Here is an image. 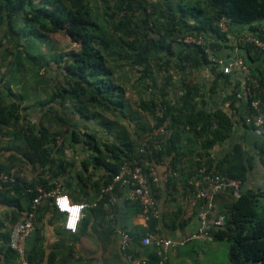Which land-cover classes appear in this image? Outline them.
Returning a JSON list of instances; mask_svg holds the SVG:
<instances>
[{
    "label": "trees",
    "instance_id": "16d2710c",
    "mask_svg": "<svg viewBox=\"0 0 264 264\" xmlns=\"http://www.w3.org/2000/svg\"><path fill=\"white\" fill-rule=\"evenodd\" d=\"M58 1L0 0V142L8 137L7 160L17 158L32 172L42 171L31 181H22L16 175L18 182L0 187V204L14 208L12 212L16 213L12 224L30 208L35 194L27 189L39 185L51 191L56 183L72 202L91 203L118 173L121 164L138 156L137 139L107 115L132 124L138 133L136 137L168 121L171 137L156 154L160 160H167L176 168L177 155L185 154L179 153L178 146L187 135L194 146L200 144L203 149L195 162L196 169L204 163L212 173L239 180L241 185L245 183L250 165L238 146L224 168H214L207 152L231 136L235 123L223 111L209 110L196 84L178 85L181 94L172 99L169 80L173 68L185 72L209 68L214 75L212 90L218 80L227 81L229 73L212 66L204 49L222 59L219 52L229 48L230 29L225 33L217 26L221 18L229 19L231 26H248L249 34L264 40V0H62L64 10L83 11L89 21L78 50L51 53V40L33 19L39 11L57 6ZM187 36L202 37L205 45L182 43ZM238 48L253 62L256 61L253 56L258 59L264 52L253 45ZM253 62L247 64L249 82L253 99L260 101L264 117V68L258 70L262 65ZM124 63L137 70L139 80L151 83L146 84L147 88L158 93L156 99L141 98L136 104L138 114L145 113L153 120L151 127L129 113L125 91L115 82L114 68L108 65L116 67ZM24 92L39 109L54 104L50 108L56 109L54 114H58V108L76 115L85 123L83 131L68 128L64 136L44 123L45 115L41 120L33 119L32 104L25 105ZM46 96H50L49 100L43 101L41 98ZM247 111L253 114L248 106ZM56 121L64 119L58 117L53 122ZM90 122H96L95 126L106 137L89 129ZM242 124L256 131L245 117ZM16 141L21 147L15 145ZM67 144L70 147L65 149ZM75 145L80 147V158L71 161L68 158ZM0 172L8 170L0 168ZM90 188L93 198L87 194ZM102 207L98 203L85 211L77 234L88 230L93 211L105 216ZM45 212L55 213L44 205L38 209V218ZM151 222L152 231L154 222ZM211 235L215 242H227L228 264H264V192L241 189L240 196L234 197L228 207L223 226L213 228ZM2 238L8 244L9 234ZM7 253L16 257L9 248ZM27 258L29 264L43 263L42 256L36 259L27 255ZM148 264H157L155 254L149 255Z\"/></svg>",
    "mask_w": 264,
    "mask_h": 264
},
{
    "label": "crops",
    "instance_id": "0c3cea01",
    "mask_svg": "<svg viewBox=\"0 0 264 264\" xmlns=\"http://www.w3.org/2000/svg\"><path fill=\"white\" fill-rule=\"evenodd\" d=\"M248 26L234 25L229 32V48L219 52L222 59L243 58L245 64L253 62L247 57V53L232 43V37L248 33ZM253 62L259 66L258 70L264 68V52ZM250 61V62H249ZM253 67V66H252ZM248 68V66H247ZM249 74L250 69L248 68ZM198 73H204L200 82V89L204 95L209 110L223 111L235 124L231 131V136L221 145L214 146L209 153L213 167L224 168L228 165V160L233 149L238 146L242 157L249 160L247 178L241 186L242 190L252 193L264 192V144L263 137L257 132L245 127L242 120L247 114V105L244 101L237 100L235 93L240 90L243 75L237 69H233L229 79L218 80L212 90V80L214 75L209 68L201 69ZM237 85V86H236ZM235 91V92H234ZM178 146L179 153L175 159L176 169L179 176L171 180L168 186L159 185L154 188L156 199L157 218L151 227L159 237L170 239L175 242L183 241L198 231L199 219L198 210L201 202L196 200L194 205L190 204L194 200L193 189L187 185L188 178L196 170L199 154L202 153L201 145H193L190 136H185ZM1 141V139H0ZM0 142V168L4 171L12 172L16 168L10 167L7 162V153ZM206 156V155H205ZM7 160V161H6ZM159 173L162 172L160 166H156ZM18 177L22 181H31L30 170L24 165L23 170L16 169ZM234 197L230 192L215 197L213 201V211L211 223L213 228L221 224L223 226L228 207L233 203ZM14 208L0 204V264H18L16 257L8 255V244L3 241L2 235L8 236L12 225ZM139 207L131 202L117 205L115 223L112 228L103 222L102 213L93 211L88 230L84 234L71 235L62 229V216L49 214L45 219L44 215L37 219L35 231L25 242L26 254L30 257H43L42 264H132L120 248L119 231L129 232L133 238L131 250L137 258L144 259L148 264L150 254H155L156 247L151 245L143 247L140 244L144 228L140 218ZM90 216L91 214L88 213ZM51 218V219H50ZM50 219V220H49ZM90 219V218H89ZM50 222V223H49ZM217 224V225H216ZM150 228V225H149ZM145 233V230H144ZM73 246L71 247V243ZM228 251L226 241L206 242L188 241L182 246L170 247L167 250V260L165 264H213L211 253L218 252L220 248ZM76 261V262H75ZM228 264V261H227Z\"/></svg>",
    "mask_w": 264,
    "mask_h": 264
},
{
    "label": "built area",
    "instance_id": "2783aa9c",
    "mask_svg": "<svg viewBox=\"0 0 264 264\" xmlns=\"http://www.w3.org/2000/svg\"><path fill=\"white\" fill-rule=\"evenodd\" d=\"M231 21L227 18H221L217 22V26L221 32L227 33L231 28ZM235 46L253 45L261 51H264V40L249 33H243L231 38ZM182 43H194L196 45H205L202 37L187 36ZM208 54L209 62L217 70L223 73H230L233 69H237L243 75L240 90L235 93V98L244 101L246 105L253 111L245 115V121L252 123L256 131L264 136V117L260 112V101L253 99L251 83L249 82V71L247 65L242 58L235 57L233 59L217 58L212 52L205 48ZM254 83V81H253ZM168 121L161 126L153 128L148 132L138 148V156L125 160L119 167L118 173L113 177L111 182L104 186L97 199L91 203H74L63 193L60 184L55 183L54 189L46 191L41 186L27 189L29 193L35 196L31 201L29 210L19 219H17L10 227L8 248L15 253L18 264H29L25 251V242L33 234L38 219V209L46 205L49 210L62 216V229L71 234H77L80 224L85 217V211L95 207L98 203H102L105 212V222L113 225L115 223V215L117 205L131 202L139 207L142 227L145 230L144 236L140 240L143 247L155 246L157 264H165L167 260V250L170 247L182 246L188 241H206L212 242L213 238L211 230V216L213 211V201L215 197L227 192H231L233 197L238 198L241 193V183L239 180L229 178L226 175L212 173L206 164L202 163L194 173L188 178L187 185L193 189L192 194L194 200L190 201L191 205L196 200L201 202L198 210L199 228L189 238L183 241L175 242L170 239L159 237L149 228L150 222L157 218L156 199L154 196V188L159 185L168 186L171 180L179 176L178 169L172 166L167 160L156 156L160 152L161 146L170 137L171 132L168 129ZM156 166L162 168L159 173ZM18 182L13 172H0V187L12 186ZM73 205L79 206L73 209ZM51 212H45L44 218L47 219ZM51 219V218H50ZM49 219V220H50ZM50 223V222H49ZM217 225V224H216ZM221 226V224L217 225ZM120 248L125 252L126 257L132 264H147L144 259L137 258L131 250L133 238L129 232L125 230L119 231Z\"/></svg>",
    "mask_w": 264,
    "mask_h": 264
},
{
    "label": "rangeland",
    "instance_id": "374dc122",
    "mask_svg": "<svg viewBox=\"0 0 264 264\" xmlns=\"http://www.w3.org/2000/svg\"><path fill=\"white\" fill-rule=\"evenodd\" d=\"M62 0L58 1V5L55 7H52L47 10L39 11L33 21L36 27L45 33L49 39L51 40L53 46L52 49H50L51 53L53 52H66L70 50H78L79 46L82 43V32L85 29V25L88 23L89 19L85 16L83 11L80 12H72V11H66L64 10V4L61 2ZM111 68H114V80L115 82L122 86L125 91V97L129 104V113L132 116H136L135 118H139L141 122H143L148 127L153 126V120L150 116L146 115L145 113H139L136 109V104L141 98L149 99L153 96V98L158 97V93L156 89L147 88L146 84H151L149 81L144 82L139 80V73L136 69L130 67L127 63L113 67L111 64H108ZM120 67V68H119ZM199 71L194 70H187L180 71L177 68H173L170 71V83L171 87H169V93L170 97L172 99L178 98L180 96V92L178 91V85L184 84L185 86H192L196 84L198 88H200V82L203 80L204 73H198ZM158 77V76H157ZM184 79V80H183ZM159 77L157 78L158 84H160ZM176 89H175V88ZM167 90V89H166ZM175 92V93H174ZM25 98V105H30L34 103V100L29 97L27 92L22 93ZM202 94V93H201ZM50 96H46L45 98H41L43 101L49 100ZM54 106V104H49V106H45L44 109H39L35 105L32 104L30 109V115L33 117V119L42 118L43 115H45L44 123L50 124L52 127V131L58 132L62 135H67L68 131L71 128L72 130H75L77 132L83 131L82 126L85 124L83 121H81L76 115H68V112H64L62 110H58V114L51 110L50 108ZM55 107V106H54ZM67 115V116H66ZM61 117L64 119V122H53L54 119ZM109 119H114L115 123H117L119 126H122L124 128H127L130 135L133 137V139H137L136 141V148H139L140 143L143 141V138L145 135H141L140 137H136L138 133L135 131V128H132L133 125L127 124L125 121L121 119H115L111 115H107ZM48 121V123H47ZM96 122H90L87 123V126L91 130L98 131V133H102V129L100 127L95 126ZM69 128V130H68ZM104 137H106L105 132L102 133ZM1 144L3 145V148H6L9 144L8 137H6L4 140H2ZM16 146L21 147V143L19 141L15 142ZM70 146L67 144L65 146V149H68ZM73 150L71 149L69 160L71 161H78L80 158V147L78 145L72 146ZM7 161V160H6ZM7 162H9L8 165H11V167H14L16 169L23 170L24 165L20 164V161L17 158L9 159ZM15 169V170H16ZM13 170L12 172L16 175L18 172ZM42 173V171L40 170ZM37 170H34L33 172L30 170L31 178H35L38 176V173H40ZM18 176V175H17ZM93 181V177L91 179ZM93 189L90 188L87 190V194H89L90 198H93L92 196ZM73 243H71V247L73 246ZM74 247V246H73ZM213 264H227L228 261V251L227 246L224 250L220 248V250L216 253L213 252L210 255ZM76 262V261H75ZM79 264L78 262H76Z\"/></svg>",
    "mask_w": 264,
    "mask_h": 264
},
{
    "label": "clouds",
    "instance_id": "9594fccd",
    "mask_svg": "<svg viewBox=\"0 0 264 264\" xmlns=\"http://www.w3.org/2000/svg\"><path fill=\"white\" fill-rule=\"evenodd\" d=\"M76 207H79V206L73 205V209H75Z\"/></svg>",
    "mask_w": 264,
    "mask_h": 264
}]
</instances>
